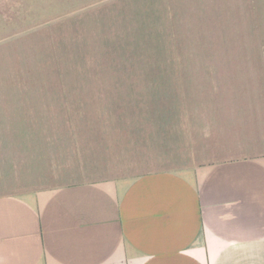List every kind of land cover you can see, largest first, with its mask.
Segmentation results:
<instances>
[{
    "label": "rangeland",
    "instance_id": "obj_1",
    "mask_svg": "<svg viewBox=\"0 0 264 264\" xmlns=\"http://www.w3.org/2000/svg\"><path fill=\"white\" fill-rule=\"evenodd\" d=\"M256 108L264 0H0V196L238 157Z\"/></svg>",
    "mask_w": 264,
    "mask_h": 264
},
{
    "label": "crops",
    "instance_id": "obj_2",
    "mask_svg": "<svg viewBox=\"0 0 264 264\" xmlns=\"http://www.w3.org/2000/svg\"><path fill=\"white\" fill-rule=\"evenodd\" d=\"M250 133L238 157L0 196V264H264V109Z\"/></svg>",
    "mask_w": 264,
    "mask_h": 264
}]
</instances>
